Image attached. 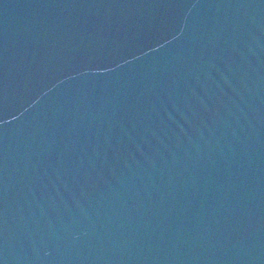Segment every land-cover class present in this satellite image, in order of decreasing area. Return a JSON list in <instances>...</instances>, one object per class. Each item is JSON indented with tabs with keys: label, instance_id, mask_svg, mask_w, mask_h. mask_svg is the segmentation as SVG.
Returning a JSON list of instances; mask_svg holds the SVG:
<instances>
[{
	"label": "water",
	"instance_id": "obj_1",
	"mask_svg": "<svg viewBox=\"0 0 264 264\" xmlns=\"http://www.w3.org/2000/svg\"><path fill=\"white\" fill-rule=\"evenodd\" d=\"M0 264H264V0H0Z\"/></svg>",
	"mask_w": 264,
	"mask_h": 264
}]
</instances>
